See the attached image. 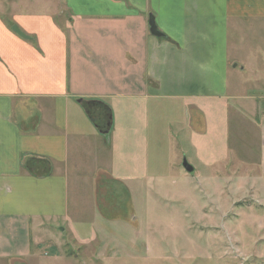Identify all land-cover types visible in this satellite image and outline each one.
<instances>
[{"label": "crops", "instance_id": "obj_1", "mask_svg": "<svg viewBox=\"0 0 264 264\" xmlns=\"http://www.w3.org/2000/svg\"><path fill=\"white\" fill-rule=\"evenodd\" d=\"M0 11V264H40V237L64 225L82 234L101 175L109 189L144 187L158 170L149 153H168L171 124L189 106L197 138L201 109L233 119L240 132L208 151L212 165L247 182L256 164L264 188V0H15ZM86 100L110 106L108 135ZM243 149L252 156L230 168Z\"/></svg>", "mask_w": 264, "mask_h": 264}, {"label": "rangeland", "instance_id": "obj_2", "mask_svg": "<svg viewBox=\"0 0 264 264\" xmlns=\"http://www.w3.org/2000/svg\"><path fill=\"white\" fill-rule=\"evenodd\" d=\"M14 1L0 0V5ZM6 15L0 11V18ZM191 108L179 113L182 121L171 124L168 153H149V166L158 170L147 171L146 185L109 189L106 174L101 175L96 196L95 185L90 188L96 214L90 210L88 227L74 234L64 225L62 235H42L36 258L40 264H264V188L256 184L262 173L248 162V180L243 182V172L224 174L223 167L213 166L219 158L208 151H220L225 141L228 149L227 133L240 131L230 123L233 119L210 115L207 107L199 113L197 138ZM256 120L264 123V108L258 109ZM246 127L249 142L258 150L259 126ZM193 145L200 147L199 156ZM240 153H230V168L240 155L246 154L244 160L252 156L248 149ZM184 160L195 172L184 169ZM82 195L88 201L83 190Z\"/></svg>", "mask_w": 264, "mask_h": 264}, {"label": "trees", "instance_id": "obj_3", "mask_svg": "<svg viewBox=\"0 0 264 264\" xmlns=\"http://www.w3.org/2000/svg\"><path fill=\"white\" fill-rule=\"evenodd\" d=\"M84 111L97 128L99 133L103 134L111 123L110 132L112 130V110L108 104L99 100H86L81 103Z\"/></svg>", "mask_w": 264, "mask_h": 264}, {"label": "water", "instance_id": "obj_4", "mask_svg": "<svg viewBox=\"0 0 264 264\" xmlns=\"http://www.w3.org/2000/svg\"><path fill=\"white\" fill-rule=\"evenodd\" d=\"M149 24H150V32H151V34L154 35V36H156V37H160V36H161V33L159 32V30H158V28H157V26H156V24H155V21H154V18H153V17L150 18V23H149ZM13 30H14L16 33H18L20 36H22V37H24V38H27V36H25V35L19 30V28H18L17 26H14V27H13ZM110 128H111V123L109 124L108 129H107L105 132H103V135H108V134L110 133ZM183 167H184V169H185L188 173H193V171H194V168H193L191 165H189L188 162H187L186 160H184V162H183Z\"/></svg>", "mask_w": 264, "mask_h": 264}]
</instances>
